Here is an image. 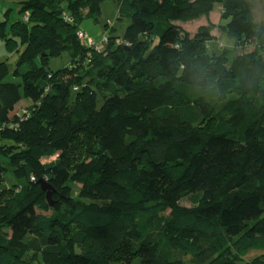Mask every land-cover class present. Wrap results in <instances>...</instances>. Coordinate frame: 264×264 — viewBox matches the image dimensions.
Returning a JSON list of instances; mask_svg holds the SVG:
<instances>
[{
  "label": "trees",
  "instance_id": "trees-1",
  "mask_svg": "<svg viewBox=\"0 0 264 264\" xmlns=\"http://www.w3.org/2000/svg\"><path fill=\"white\" fill-rule=\"evenodd\" d=\"M102 1L83 0L84 18ZM116 1L129 22L100 51L83 44L77 0H18L20 18L9 31L0 22L19 54L15 82L0 61V264H264V21L253 1ZM216 3L237 50L180 24ZM65 51L72 63L49 68ZM40 181L54 191L45 206ZM147 207L171 211L168 245L152 240Z\"/></svg>",
  "mask_w": 264,
  "mask_h": 264
},
{
  "label": "rangeland",
  "instance_id": "rangeland-1",
  "mask_svg": "<svg viewBox=\"0 0 264 264\" xmlns=\"http://www.w3.org/2000/svg\"><path fill=\"white\" fill-rule=\"evenodd\" d=\"M254 3V14L255 18L259 21H264V0H252ZM78 6L76 3L75 7L77 9V13L74 15V17H78L79 26L84 30L87 35L97 41H100L106 34H112L114 36H120L122 37V34L124 32V29L126 25L128 24V19H119L118 18V5L116 0H103L101 2V8L97 14V19H87L84 18V14L86 12V5L84 4L83 0H77ZM19 3L18 0H3L0 2V22H5L4 28L6 31L10 30L11 24L18 20L21 16L19 12ZM84 18V19H83ZM222 22V15H221V7L218 3L215 4V9L213 12H211L208 16H202L196 19L192 20H184L181 21V26L185 29V31H189L192 35L198 32V29L207 27L209 30L212 31L210 39H207L206 46H211L213 49L220 51L224 48L230 49L231 51L233 49H236L233 45L232 39L228 37L224 29L219 25V23ZM108 23V24H107ZM90 41V40H88ZM222 42V44H219ZM84 45H86L85 42H83ZM220 46V48H219ZM251 49V48H249ZM19 58V54L16 51V47L14 46H8L6 44V39L1 36L0 34V61H5L8 63L9 66V73L6 77V80L8 81H17V78L13 76V68L17 64ZM38 62L40 61V58H37ZM69 63H72V56L69 55L68 52H63L60 55L57 56H51L48 60V66L49 68L58 69L60 66H65ZM29 102L30 100L26 97V99L23 97L22 105L27 106L25 102ZM80 147H82V144H77L75 149L73 147V153L76 155L79 152ZM76 151V152H75ZM12 176L14 177L12 173V169H10L7 172V181L12 180ZM15 181V180H14ZM18 181V180H17ZM47 198L46 196L42 197L40 200V205L45 206ZM187 205L191 206V202H186ZM40 206V207H41ZM41 209V208H40ZM146 209H150L153 211V224H154V230L155 232L152 235V240L154 242H159L161 246L168 245V239L166 234L163 231L164 224L163 219L169 214L171 211L168 210L166 213L154 211L155 208L147 207ZM42 210V209H41ZM123 250V249H121ZM117 251L118 254H122V251ZM171 252H173L171 250ZM256 255L255 251H251L249 253L248 257H252ZM247 257V258H248ZM185 262L186 264H190L191 256L186 255L185 256ZM249 259V258H248ZM85 261L81 260V264H84Z\"/></svg>",
  "mask_w": 264,
  "mask_h": 264
},
{
  "label": "clouds",
  "instance_id": "clouds-1",
  "mask_svg": "<svg viewBox=\"0 0 264 264\" xmlns=\"http://www.w3.org/2000/svg\"><path fill=\"white\" fill-rule=\"evenodd\" d=\"M81 37H83V42L86 43V47L88 48H95L96 50L100 51L101 48L105 47L107 43L109 42V36L106 34L100 41L94 40L90 38L87 33L83 32L80 34ZM90 40V41H88ZM222 44V43H221Z\"/></svg>",
  "mask_w": 264,
  "mask_h": 264
},
{
  "label": "water",
  "instance_id": "water-1",
  "mask_svg": "<svg viewBox=\"0 0 264 264\" xmlns=\"http://www.w3.org/2000/svg\"><path fill=\"white\" fill-rule=\"evenodd\" d=\"M42 188L44 191H46V198L48 201H52V195H53V189L52 187L49 185H46V183L44 181H40Z\"/></svg>",
  "mask_w": 264,
  "mask_h": 264
}]
</instances>
